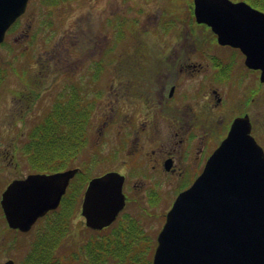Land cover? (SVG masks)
I'll return each instance as SVG.
<instances>
[{
  "label": "flooded vegetation",
  "instance_id": "flooded-vegetation-1",
  "mask_svg": "<svg viewBox=\"0 0 264 264\" xmlns=\"http://www.w3.org/2000/svg\"><path fill=\"white\" fill-rule=\"evenodd\" d=\"M34 1L27 0L25 11L6 36L14 28L20 29L16 40L34 36L38 25ZM174 19L167 30L177 24ZM179 24L186 28L179 31L180 37H132L121 48L117 38H111L109 46L105 43L106 53L102 48L91 51L100 44L98 33L90 29L87 35L67 26L62 34L64 53H58L59 49L36 53L28 68L14 70L16 84L7 91L0 85V264L9 259L19 264L23 239L31 243L26 244L29 252L39 237L65 230L55 220L54 210L60 206L38 217L27 230L10 225L5 217L2 199L13 181L64 170L53 163L23 164L29 149L22 148V140L33 134L38 123L84 124L90 115L92 125H97L95 155L104 138L112 146L100 160L108 163L95 176L118 171L125 177L126 203L115 223L123 216H153L163 221V227L179 193L202 173L237 117L248 116L251 134L264 147L260 137L262 70L250 67L239 47L219 42L208 24ZM7 69L0 67V83ZM29 123L34 124L26 128ZM79 156L78 165L71 167L80 171L62 200L67 192L72 195L70 185L77 181L72 190L81 197L79 212L85 219L81 205L88 183L84 186L83 179L85 171L92 170L86 157L79 161Z\"/></svg>",
  "mask_w": 264,
  "mask_h": 264
},
{
  "label": "water",
  "instance_id": "water-1",
  "mask_svg": "<svg viewBox=\"0 0 264 264\" xmlns=\"http://www.w3.org/2000/svg\"><path fill=\"white\" fill-rule=\"evenodd\" d=\"M195 18L222 44L239 47L264 81V11L246 0H193ZM27 0H0V43ZM228 136L194 183L181 191L157 237L152 264H264V147L248 116L237 117ZM80 170L33 173L13 181L2 204L10 225L27 230L56 209ZM125 177L109 171L92 177L81 213L92 229L111 225L124 208ZM3 264H15L13 259Z\"/></svg>",
  "mask_w": 264,
  "mask_h": 264
},
{
  "label": "rangeland",
  "instance_id": "rangeland-1",
  "mask_svg": "<svg viewBox=\"0 0 264 264\" xmlns=\"http://www.w3.org/2000/svg\"><path fill=\"white\" fill-rule=\"evenodd\" d=\"M192 5L193 0H65L57 4L45 3L44 0H35L34 9L37 13L36 21L38 22L37 27L34 28L33 35L35 37L26 38V40H16L15 37L18 36L20 29L14 28L9 32L5 41L0 44V67L4 68V66H7L8 68L4 81L0 83L2 90L7 91V87L17 83L16 78L13 77L14 70L17 67L21 70L28 68L27 66L30 65L31 59L36 53H50L54 52L55 49H59L58 53H64L62 45L64 37H62V34L65 32L67 26L81 31L84 30L87 35H90L91 30L94 33H98L97 35L101 36L100 44L98 47L93 46L91 51L97 52L99 48H102V52L106 53L108 52V47L105 43H110L111 38H117L118 48H121L128 42V39L132 37H149V39L156 38L158 35L163 38L171 36L173 38L180 37L181 34H178L179 31H185L186 28L179 23L198 22L194 16ZM173 18L178 22L175 25L173 24L171 29L167 30L166 26ZM113 27H115L114 30ZM194 30L196 31V29ZM202 36H207V33L202 34ZM96 42L98 43L97 40ZM261 116L260 137L264 142L263 95ZM34 123L26 124V128H30ZM94 127L96 130L97 125L94 126L90 122L88 143L82 155L79 156V161H83L86 157V161L92 170L91 173L85 171L86 175L84 178L86 182L84 186L91 177L98 173H102L109 160H106V162L100 160L105 159L112 149L110 141L104 138L101 145L98 146L100 150L95 155L93 149L96 136ZM29 140L30 138L22 140L23 149L29 148ZM27 159L28 161L23 159V164H29V162H31L29 155ZM74 161L73 165H78V160ZM73 165L68 166L71 167ZM76 185L77 181H73V184L70 185L69 188L70 192H72V196L76 197V201L73 200L69 211L70 218H68L65 223L64 232L66 235L58 238L55 245L56 250L61 255L65 256L76 248L87 244L92 237H100L103 235V232L88 228L85 225V219L80 217L81 197L77 198V191L72 190ZM69 194L71 195V193ZM57 210H54L56 216L58 215ZM65 211L63 210L61 214ZM126 221L138 222L145 227L146 230H148L146 231L148 234L147 236L152 239L153 243L155 242L156 247L158 233L160 232L156 230H158V228L161 230L162 228L163 221L161 219H157L153 216H150V218H144L143 216H123L120 217L111 231L115 230L117 224L122 226ZM109 234L116 235L118 232H109ZM48 242L52 245L55 242L54 237H50ZM26 244L30 245L31 243L28 244V242H25L23 239L19 264H23V260L29 253L26 252ZM125 264H129V262Z\"/></svg>",
  "mask_w": 264,
  "mask_h": 264
},
{
  "label": "trees",
  "instance_id": "trees-1",
  "mask_svg": "<svg viewBox=\"0 0 264 264\" xmlns=\"http://www.w3.org/2000/svg\"><path fill=\"white\" fill-rule=\"evenodd\" d=\"M63 1L65 0H44L45 3L53 4ZM246 1L264 11V0ZM89 134V116L85 117L84 124L65 125L55 121L38 123L29 137L27 152L34 164L51 166L53 163L61 168H67L68 165L74 164V160L77 161L79 154L87 146ZM80 188L81 183L78 190ZM73 200L76 201L67 192L57 210L58 215L55 220L63 223L62 229H65L66 220L70 218L68 215ZM63 210L66 211L61 214ZM116 223L97 230L103 232V235L92 237L87 244L76 248L67 256L61 255L55 248L58 238L66 235L63 230L54 231L52 236L55 242L52 245L48 242L50 236H41L23 260V264H125L126 262L152 264L155 242L153 243L152 239L147 236L146 231L148 230L138 222L126 221L122 226L117 224L115 230L111 231ZM109 232H118V234L110 235Z\"/></svg>",
  "mask_w": 264,
  "mask_h": 264
}]
</instances>
